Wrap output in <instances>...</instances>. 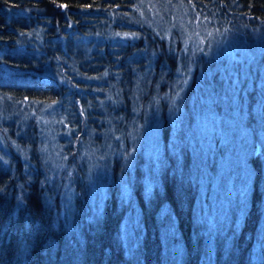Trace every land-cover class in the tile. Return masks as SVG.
<instances>
[{"label":"trees","instance_id":"16d2710c","mask_svg":"<svg viewBox=\"0 0 264 264\" xmlns=\"http://www.w3.org/2000/svg\"><path fill=\"white\" fill-rule=\"evenodd\" d=\"M207 1L221 6L219 18L189 20L196 24L191 28L179 18L166 26L160 18L146 20L134 10L135 0H0L3 108L23 98L51 99L65 89L70 102L85 110L83 120L77 118L82 136L94 126H85V117L98 122L97 130L105 125L103 110L119 119L114 127L121 134L108 174L92 188L81 180L87 174L83 161L71 166L74 162L66 160L62 171L48 168L33 122L16 127L12 119L0 122V264H264L260 153L248 158L254 176L239 218L232 215L228 225L207 224L210 219L198 210V184L189 174L191 158L182 136L190 116L181 97L185 83L179 82L186 79L184 55H199L194 63L202 64L206 47L229 51L239 45L253 57L259 97L264 0ZM129 32L132 37H120ZM73 55L91 58L80 74L65 62ZM51 58L65 66L46 76L42 66L52 64ZM144 71H149L146 83ZM105 91L110 100L102 108ZM157 124L159 144L146 156L134 146L132 133L144 134ZM80 126L67 129L78 134ZM220 216L219 211L212 221Z\"/></svg>","mask_w":264,"mask_h":264},{"label":"rangeland","instance_id":"374dc122","mask_svg":"<svg viewBox=\"0 0 264 264\" xmlns=\"http://www.w3.org/2000/svg\"><path fill=\"white\" fill-rule=\"evenodd\" d=\"M136 2L137 0L134 2V10L139 11V16L145 17L146 20L160 18L165 21L160 26L168 25L173 18H179L186 26H195L196 24H190L189 20L219 18L218 11L221 8L220 5L208 3L207 0H201L199 6L195 0H140V7H136ZM103 33L111 34L107 31ZM131 34L129 32L120 37H132ZM170 36L164 34L165 39L171 38ZM187 36L189 37V33ZM203 41L204 39H200V42ZM237 48L233 50H242L241 53L237 54L233 50L222 51L220 47L215 46L206 47L207 52L201 55L206 61L202 64L194 63V58L199 55L193 53L184 55L180 60L184 65L182 76L186 77L179 80L185 83L181 97L188 104L190 116L187 128H183L182 137L186 134L185 143L191 158L190 179H195L198 184V210L203 209L208 220L210 219L207 224L228 225L232 215L238 219L247 207L254 176L248 162L252 153L261 152L263 178L260 185L264 191V83L261 85L263 93L256 97L255 89L258 85L253 79V57L250 51L240 49L239 45ZM51 59L52 64L46 62L42 66V72L46 76L63 72L65 66L62 61L59 63V60ZM88 59L91 60L89 56L78 59L73 55L66 58L65 62L73 63L72 72L80 74L83 69L81 67L88 63ZM148 73L149 71H144L143 83L147 82ZM63 79L65 80V77ZM192 79L195 80L194 84H191ZM176 88L177 82L174 84V89ZM66 92L67 90L63 89L51 99L24 101L26 98H23L18 99V102H8L9 110H5L0 102V122L12 119L11 126L15 127L26 121L31 124L33 122L38 126L39 148L43 162L48 168L52 172L57 169L62 171V164L66 160L69 163L74 162L71 166L82 164L83 161L87 174H84L81 180L84 184L88 181L94 188L95 184L102 183L104 176L108 174L114 144L121 137L114 127L119 119L112 118V112L103 110L105 125L97 130L98 122L91 117H85V126L91 123H94V126L82 136V126L78 119L80 117L83 120L85 110L80 108L75 100L70 102L71 98ZM154 94L153 98L158 96L157 92ZM106 100H110V92L105 91L100 102L102 108H105ZM83 103L84 108L87 107L85 109L90 112L89 101L83 100ZM120 104L122 105V101ZM79 126L78 134L71 135L67 129L68 127L75 131ZM0 133H4L1 127ZM132 139L134 146L142 154L153 155L154 152L151 151L160 141L158 124L152 129H147L144 134L132 133ZM66 145L75 149L64 151ZM70 201L71 197L67 193L65 204L69 205ZM261 208L264 209V195ZM219 211L221 216L212 221Z\"/></svg>","mask_w":264,"mask_h":264},{"label":"bare ground","instance_id":"6f19581e","mask_svg":"<svg viewBox=\"0 0 264 264\" xmlns=\"http://www.w3.org/2000/svg\"><path fill=\"white\" fill-rule=\"evenodd\" d=\"M261 154V152H258V153H252V155H255V154ZM249 165H250V163H249ZM250 170H251V173H252V175H254V171H253V169H252V167H251V165H250ZM264 195V194H263ZM262 205V204H261ZM261 210H262V214H264V209L263 208H261ZM263 222V218H262V220H261V222H260V224L262 225L263 224V226H264V222Z\"/></svg>","mask_w":264,"mask_h":264}]
</instances>
